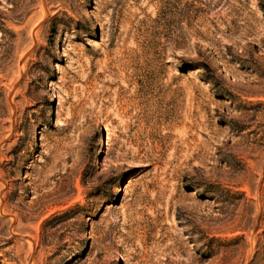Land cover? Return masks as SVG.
Wrapping results in <instances>:
<instances>
[{
  "label": "rangeland",
  "instance_id": "rangeland-1",
  "mask_svg": "<svg viewBox=\"0 0 264 264\" xmlns=\"http://www.w3.org/2000/svg\"><path fill=\"white\" fill-rule=\"evenodd\" d=\"M0 264H264V0H0Z\"/></svg>",
  "mask_w": 264,
  "mask_h": 264
},
{
  "label": "trees",
  "instance_id": "trees-1",
  "mask_svg": "<svg viewBox=\"0 0 264 264\" xmlns=\"http://www.w3.org/2000/svg\"><path fill=\"white\" fill-rule=\"evenodd\" d=\"M193 66L196 67V68H203V69H205V70H208V69H209L208 64H206V63H198V62H195V63H193ZM199 77H200L202 80H204L205 82H208L209 84L212 85V83H210L208 77H205V76H203V75H201V74L199 75ZM212 86H214V85H212Z\"/></svg>",
  "mask_w": 264,
  "mask_h": 264
},
{
  "label": "bare ground",
  "instance_id": "bare-ground-1",
  "mask_svg": "<svg viewBox=\"0 0 264 264\" xmlns=\"http://www.w3.org/2000/svg\"><path fill=\"white\" fill-rule=\"evenodd\" d=\"M55 68L58 69L59 66L56 64V65H55ZM193 80L196 81V82H200V79H199L197 76H194V77H193ZM205 90H207V88H206Z\"/></svg>",
  "mask_w": 264,
  "mask_h": 264
}]
</instances>
